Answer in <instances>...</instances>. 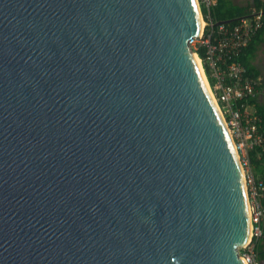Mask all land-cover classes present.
<instances>
[{
    "label": "water",
    "instance_id": "water-1",
    "mask_svg": "<svg viewBox=\"0 0 264 264\" xmlns=\"http://www.w3.org/2000/svg\"><path fill=\"white\" fill-rule=\"evenodd\" d=\"M200 19L196 0H0V264H246Z\"/></svg>",
    "mask_w": 264,
    "mask_h": 264
},
{
    "label": "built area",
    "instance_id": "built-area-1",
    "mask_svg": "<svg viewBox=\"0 0 264 264\" xmlns=\"http://www.w3.org/2000/svg\"><path fill=\"white\" fill-rule=\"evenodd\" d=\"M196 1L203 26L188 44L195 53L203 51L204 58L199 57L202 69L238 154L247 192L250 237L239 255L246 264H260L255 245L263 236L264 170L260 175L255 173L251 153L256 150V158H264V122L254 106L262 102L264 89L260 80L248 73L239 56L264 26V16L258 10L232 24L220 22L212 14L218 0Z\"/></svg>",
    "mask_w": 264,
    "mask_h": 264
},
{
    "label": "trees",
    "instance_id": "trees-1",
    "mask_svg": "<svg viewBox=\"0 0 264 264\" xmlns=\"http://www.w3.org/2000/svg\"><path fill=\"white\" fill-rule=\"evenodd\" d=\"M261 10L264 16V0H252L251 3L247 5H237L232 2V0H218L216 7L213 9V17L216 21L234 23L236 20L242 16H249L253 12ZM264 32V26L258 31V33L251 39L249 44L243 49V52L239 56V60L247 68L248 73L255 76L253 69L251 67V58L254 54L256 45L261 41L262 34ZM198 56L204 58L203 51L201 49L197 50ZM255 112L258 114L262 121L264 122V101L256 102L254 104ZM256 150H253L251 155L256 158ZM255 163L256 171H263L264 158H256L253 160ZM258 256L264 260V248H257ZM264 264V262L262 263Z\"/></svg>",
    "mask_w": 264,
    "mask_h": 264
},
{
    "label": "crops",
    "instance_id": "crops-1",
    "mask_svg": "<svg viewBox=\"0 0 264 264\" xmlns=\"http://www.w3.org/2000/svg\"><path fill=\"white\" fill-rule=\"evenodd\" d=\"M250 62H251V67L253 69V72L255 73V77H257L260 80L261 85L264 89V32L262 34L261 41L255 47V51H254V54H253ZM263 100H264V95L261 96V101H263ZM254 159H256V158H253L251 156V167L257 175H260L263 171L262 172L256 171L255 163L253 161ZM263 170H264V164H263ZM256 247L257 248H264V221H263V236L261 239H259L256 242L255 251H256ZM256 254L260 260V264H262L264 262V260L258 256V251L256 252Z\"/></svg>",
    "mask_w": 264,
    "mask_h": 264
},
{
    "label": "bare ground",
    "instance_id": "bare-ground-1",
    "mask_svg": "<svg viewBox=\"0 0 264 264\" xmlns=\"http://www.w3.org/2000/svg\"><path fill=\"white\" fill-rule=\"evenodd\" d=\"M202 26H203V21L200 19V28H202ZM196 56V60H197V64H198V68H199V70L201 71V73H202V69H201V64H200V59H199V57L197 56V55H195ZM202 76H203V73H202ZM203 80H204V83H205V78H204V76H203ZM206 84V83H205ZM207 85V84H206ZM207 87V86H206ZM249 208V207H248ZM249 224H250V227H251V220H249Z\"/></svg>",
    "mask_w": 264,
    "mask_h": 264
},
{
    "label": "rangeland",
    "instance_id": "rangeland-1",
    "mask_svg": "<svg viewBox=\"0 0 264 264\" xmlns=\"http://www.w3.org/2000/svg\"><path fill=\"white\" fill-rule=\"evenodd\" d=\"M251 1L252 0H232V2L237 5H247L248 3H251Z\"/></svg>",
    "mask_w": 264,
    "mask_h": 264
}]
</instances>
